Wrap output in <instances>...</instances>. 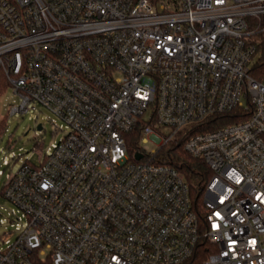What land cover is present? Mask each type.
<instances>
[{
  "label": "built area",
  "instance_id": "built-area-1",
  "mask_svg": "<svg viewBox=\"0 0 264 264\" xmlns=\"http://www.w3.org/2000/svg\"><path fill=\"white\" fill-rule=\"evenodd\" d=\"M263 54L264 0H0L9 113L41 103L69 129L2 187L17 208L0 264H264ZM169 142L213 171L204 225L158 161ZM203 238L213 251L191 263Z\"/></svg>",
  "mask_w": 264,
  "mask_h": 264
},
{
  "label": "rangeland",
  "instance_id": "rangeland-1",
  "mask_svg": "<svg viewBox=\"0 0 264 264\" xmlns=\"http://www.w3.org/2000/svg\"><path fill=\"white\" fill-rule=\"evenodd\" d=\"M18 101V96L12 87H8L0 95V114L7 120V129L0 139V170L2 171L0 174V246H6V239L14 238L8 233L9 230L14 229L9 220V212L17 207L1 193L9 174L16 172L26 159L38 164L51 144L61 139L69 130L67 123L61 117L41 103H35V108L25 113L10 114L9 108ZM149 114L150 111H147L142 118L147 119ZM40 123L43 125L41 130L38 129ZM8 140H10L9 144ZM142 145L148 152L158 148L156 142L151 139ZM5 155L10 159L8 166L3 162Z\"/></svg>",
  "mask_w": 264,
  "mask_h": 264
},
{
  "label": "trees",
  "instance_id": "trees-1",
  "mask_svg": "<svg viewBox=\"0 0 264 264\" xmlns=\"http://www.w3.org/2000/svg\"><path fill=\"white\" fill-rule=\"evenodd\" d=\"M253 74L257 78L264 76V54L260 57L259 61L253 67ZM10 86L8 77L0 71V95ZM240 113H229L221 115L212 125L216 128L225 124L233 123L239 120ZM245 117V116H244ZM7 129V120L5 116L0 114V139H2L4 132ZM141 125L136 126L126 133V142L131 159H134V154L141 150L139 139L141 138ZM8 144L10 140L7 141ZM162 163L170 164L183 172L190 187V196L193 207L196 209L199 220L204 225L205 218V204L203 187L207 181L212 177L213 171L210 169L207 162L202 158L193 156L184 149L183 144L167 143L159 150V160ZM211 243L206 239H202L196 251L195 256L191 259V263H198L205 259L213 250Z\"/></svg>",
  "mask_w": 264,
  "mask_h": 264
},
{
  "label": "water",
  "instance_id": "water-1",
  "mask_svg": "<svg viewBox=\"0 0 264 264\" xmlns=\"http://www.w3.org/2000/svg\"><path fill=\"white\" fill-rule=\"evenodd\" d=\"M38 129H39V130L43 129V125H42L41 123L38 125ZM142 156H143L142 153H137V154H136V158H137V159L142 158Z\"/></svg>",
  "mask_w": 264,
  "mask_h": 264
}]
</instances>
